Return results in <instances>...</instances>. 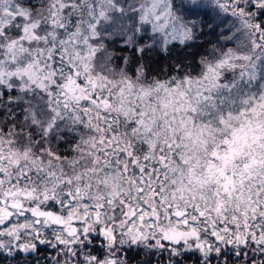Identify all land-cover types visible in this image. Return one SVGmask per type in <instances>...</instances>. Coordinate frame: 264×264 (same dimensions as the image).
I'll return each mask as SVG.
<instances>
[{"label": "snow or ice", "instance_id": "1", "mask_svg": "<svg viewBox=\"0 0 264 264\" xmlns=\"http://www.w3.org/2000/svg\"><path fill=\"white\" fill-rule=\"evenodd\" d=\"M208 9L236 47L151 74ZM126 250L264 264V0H0V264Z\"/></svg>", "mask_w": 264, "mask_h": 264}, {"label": "trees", "instance_id": "2", "mask_svg": "<svg viewBox=\"0 0 264 264\" xmlns=\"http://www.w3.org/2000/svg\"><path fill=\"white\" fill-rule=\"evenodd\" d=\"M207 18L204 20L207 24H216V22L211 23V19ZM205 28H203V32L198 36V40H196L194 43H190L187 47H183L179 45L178 43L174 44L169 48L168 53L160 54V53H154L150 58L146 57L144 63L150 65L149 71L151 74H159L161 69H165L166 71H169L171 69V66L175 63H183L185 66V70H191L193 74H195L199 70V64L198 60L201 56L206 55L208 53V49L212 44H214L218 40V27H214L211 30L206 27L205 24H202ZM219 26V25H218ZM120 55H128L132 56L133 53L131 52H121ZM117 63H120L119 60H117ZM97 240L103 239L102 237L97 236ZM100 247H93L92 251L95 252L96 250H99ZM42 253L47 252L49 256H52V250L41 247ZM125 255L128 258L134 257L135 259H129V264H136V262L141 258L136 254L135 251L128 252L125 251ZM193 259H195V255H193ZM41 264H45V262L42 260Z\"/></svg>", "mask_w": 264, "mask_h": 264}, {"label": "rangeland", "instance_id": "3", "mask_svg": "<svg viewBox=\"0 0 264 264\" xmlns=\"http://www.w3.org/2000/svg\"><path fill=\"white\" fill-rule=\"evenodd\" d=\"M216 15H217L216 10H214V9H208L207 15H205L204 13H201L200 16H198V17L197 16H191V17H189L190 19H194V20H200V19L205 20L207 18V16H209L208 18L211 19V23L216 22L219 25V26H217L216 24H214V25L210 24V25H212V28L218 27L219 36H218V40L214 44H212L210 46V48L208 49V52L211 51V49H212L213 46H215L216 48H219L221 50H224V49H226L228 47H236V43H237V41H235V40H233V41H226V40L223 39L224 36L231 35V33H229L227 31V28L229 26V21H232L234 23L233 18L228 17L224 21V23H220V21L218 19H214V17H216ZM200 27L202 29L205 28L202 24L200 25ZM197 40H198V38H197ZM103 251L104 250L102 248H99V250H96L95 252H93V254L100 255V254H102ZM52 264H54V261L52 262Z\"/></svg>", "mask_w": 264, "mask_h": 264}]
</instances>
